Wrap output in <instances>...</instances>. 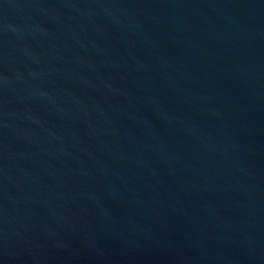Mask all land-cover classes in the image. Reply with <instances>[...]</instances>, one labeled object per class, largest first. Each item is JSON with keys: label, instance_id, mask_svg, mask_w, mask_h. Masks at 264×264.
<instances>
[{"label": "water", "instance_id": "1", "mask_svg": "<svg viewBox=\"0 0 264 264\" xmlns=\"http://www.w3.org/2000/svg\"><path fill=\"white\" fill-rule=\"evenodd\" d=\"M0 264H264V0H0Z\"/></svg>", "mask_w": 264, "mask_h": 264}]
</instances>
